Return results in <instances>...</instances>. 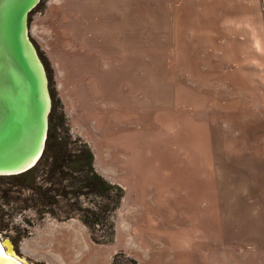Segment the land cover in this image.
<instances>
[{
  "label": "rangeland",
  "instance_id": "rangeland-1",
  "mask_svg": "<svg viewBox=\"0 0 264 264\" xmlns=\"http://www.w3.org/2000/svg\"><path fill=\"white\" fill-rule=\"evenodd\" d=\"M50 2L38 1L27 15V27L50 75L52 122L68 142L66 153H72L80 141L88 145L89 140H102L106 127L96 131L84 115L93 106L90 94L102 96L105 90L111 94L112 114L125 118L119 121L120 128H151L156 124L154 115L160 112L159 120L173 123L178 144L184 137V115L191 112L197 117L202 110L214 154L224 164H232L238 154L250 153L253 158L263 154L258 148L264 145V85L254 84H263V63L248 51L243 39L223 38L231 34L175 33L183 31L181 25L164 22L155 26L150 13L144 15V34H104L108 30L103 27L98 29L100 34H41L45 25L41 18ZM225 40L227 46L221 43ZM248 60L262 63L257 65L259 70L232 69V64L241 66ZM249 74L256 79L246 85ZM108 77L111 84L104 81ZM103 109L101 103L97 113ZM111 120L105 119L107 127ZM45 168L41 172L32 166L19 174L0 176V239L9 238L15 245L21 235L29 236L17 244L26 264L190 263L185 261L186 251L169 250L163 236L153 230L152 215L136 213L144 211L141 208H129L126 213L118 204L110 214L111 233L106 225L100 226L94 229L97 241L91 240L76 216L72 197L63 195L67 191L70 197L71 187H62L66 180L58 184L53 177L48 192V165ZM36 187L57 201L43 202ZM90 198L91 194L79 195L81 209L95 207ZM47 210L66 218L56 219ZM35 248L37 253L30 254Z\"/></svg>",
  "mask_w": 264,
  "mask_h": 264
},
{
  "label": "crops",
  "instance_id": "crops-1",
  "mask_svg": "<svg viewBox=\"0 0 264 264\" xmlns=\"http://www.w3.org/2000/svg\"><path fill=\"white\" fill-rule=\"evenodd\" d=\"M150 1L51 0L41 18V34H100V27L108 30L104 34H144V15L150 13L155 26L181 25L183 31L175 33L243 39L263 64L248 60L232 64V69L256 71L262 64L264 71V0ZM254 75L249 74L246 85L253 84ZM111 80L104 78L109 84ZM254 84L264 85V80ZM90 98L93 106L84 117L92 120L95 130L106 127L102 140L87 141L92 167L121 188V209L128 213L129 208H141L144 211L137 214L152 215L153 230L169 250L186 251L189 264H264V145L258 148L262 155L238 154L232 164H224L214 154L202 110L197 117L184 115V137L177 144L173 123L159 120L160 112L151 128H120L125 118L112 114L111 94L103 90L102 96L92 93ZM101 103L104 112L97 113ZM105 119H113L109 127ZM30 250L37 253L36 248Z\"/></svg>",
  "mask_w": 264,
  "mask_h": 264
},
{
  "label": "water",
  "instance_id": "water-1",
  "mask_svg": "<svg viewBox=\"0 0 264 264\" xmlns=\"http://www.w3.org/2000/svg\"><path fill=\"white\" fill-rule=\"evenodd\" d=\"M38 1L0 0V176L30 169L47 135V77L27 33V15ZM5 260L16 264L0 256Z\"/></svg>",
  "mask_w": 264,
  "mask_h": 264
},
{
  "label": "trees",
  "instance_id": "trees-1",
  "mask_svg": "<svg viewBox=\"0 0 264 264\" xmlns=\"http://www.w3.org/2000/svg\"><path fill=\"white\" fill-rule=\"evenodd\" d=\"M38 56L41 59L39 53ZM42 63L44 66L43 61ZM45 72L49 81L50 75L48 71L45 70ZM53 112L54 104L51 105V110L48 113V129L44 146L39 158L33 165V170L39 167L42 172L48 165L47 178L49 179V186L46 189L48 192L52 190L53 177H55L58 184L66 180L62 187L70 186L71 188L68 192L71 193V196H67V191H64L65 199L72 197L71 203L77 206L76 216L78 220L88 229L91 240L97 241L94 235L95 228L99 229L100 226L106 225L105 228L108 234L111 233L110 214L117 208L122 196V190L119 186L105 181L93 170L92 153L85 142L80 141L72 149V153L65 152L68 142L65 136H59L56 131L51 116ZM36 190L42 196L43 202L50 204L57 201L53 194H45V191L40 190V187H36ZM87 194L92 195L89 201H93L95 207L81 209L79 195L86 196ZM103 200H105L104 203ZM47 212L56 219L66 218V216L62 218L56 216L52 210H47Z\"/></svg>",
  "mask_w": 264,
  "mask_h": 264
},
{
  "label": "bare ground",
  "instance_id": "bare-ground-1",
  "mask_svg": "<svg viewBox=\"0 0 264 264\" xmlns=\"http://www.w3.org/2000/svg\"><path fill=\"white\" fill-rule=\"evenodd\" d=\"M6 248V249H5ZM15 253H13L12 248L10 247V244L8 241H1L0 240V256H4L7 258H11L16 262V264H26L25 262L23 263V260H18L13 257ZM0 264H12L11 262L5 260L4 262Z\"/></svg>",
  "mask_w": 264,
  "mask_h": 264
},
{
  "label": "flooded vegetation",
  "instance_id": "flooded-vegetation-1",
  "mask_svg": "<svg viewBox=\"0 0 264 264\" xmlns=\"http://www.w3.org/2000/svg\"><path fill=\"white\" fill-rule=\"evenodd\" d=\"M28 234H30V232H28ZM27 234V235H28ZM25 237H27V236H25V235H21L20 237H18V239H17V241H16V244L14 245L10 240H9V238H7L6 240L5 239H0L1 241H8L9 242V244H10V247L12 248V251H13V253H15L14 255H13V257L15 258V259H18V260H23V263L25 262V263H27V261H25V259H24V257H20L21 255L19 254V250H18V247H19V245H17V244H20V242H21V240H23V238H25ZM6 249V248H5ZM19 257V258H18Z\"/></svg>",
  "mask_w": 264,
  "mask_h": 264
}]
</instances>
